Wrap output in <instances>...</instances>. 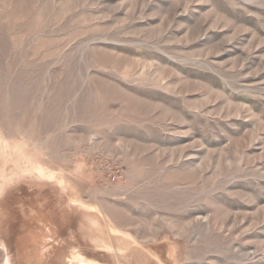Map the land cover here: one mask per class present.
<instances>
[{"label":"rangeland","instance_id":"1","mask_svg":"<svg viewBox=\"0 0 264 264\" xmlns=\"http://www.w3.org/2000/svg\"><path fill=\"white\" fill-rule=\"evenodd\" d=\"M264 264V0H0V264Z\"/></svg>","mask_w":264,"mask_h":264},{"label":"bare ground","instance_id":"2","mask_svg":"<svg viewBox=\"0 0 264 264\" xmlns=\"http://www.w3.org/2000/svg\"><path fill=\"white\" fill-rule=\"evenodd\" d=\"M82 264H84V263H82Z\"/></svg>","mask_w":264,"mask_h":264}]
</instances>
